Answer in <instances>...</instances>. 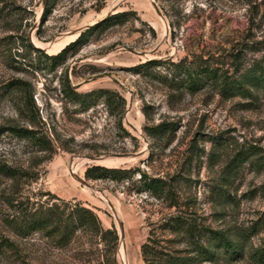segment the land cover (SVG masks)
<instances>
[{
    "label": "rangeland",
    "instance_id": "374dc122",
    "mask_svg": "<svg viewBox=\"0 0 264 264\" xmlns=\"http://www.w3.org/2000/svg\"><path fill=\"white\" fill-rule=\"evenodd\" d=\"M89 25L79 45L51 59ZM182 58L237 80L263 66L264 0H47L44 11L43 0H0V164L30 177L0 175V236L13 242L0 264H100L85 236L60 247L41 233L10 234L16 208L6 196L55 201L46 192L91 208L118 234L120 219L118 264L121 254L145 264L150 233L160 256L187 253L186 241L164 227L176 215L195 219L204 242L220 231L243 246L238 259L223 253L198 264H261L253 255L264 252V84L232 93L207 84L193 93L169 83L171 66L142 65ZM162 123L174 130L154 135ZM242 149L253 153L233 161ZM97 165L130 173L116 179ZM144 178L165 180L170 193L155 195Z\"/></svg>",
    "mask_w": 264,
    "mask_h": 264
},
{
    "label": "trees",
    "instance_id": "16d2710c",
    "mask_svg": "<svg viewBox=\"0 0 264 264\" xmlns=\"http://www.w3.org/2000/svg\"><path fill=\"white\" fill-rule=\"evenodd\" d=\"M111 17L105 18L104 22H108ZM93 28L90 27L81 32L74 41L51 56V59L56 61L63 57L68 50L79 45L86 33ZM28 42L33 47L29 39ZM33 48L41 51V48L36 46ZM157 62L171 66L169 83L181 91L188 90L194 93L201 87L211 84L218 85L222 92L232 93L240 90L246 91L247 88L244 84L253 86L264 84V65L258 69H247L244 76L237 80L217 67L201 62H188L186 58L176 62L149 60L142 65L153 66ZM118 97L122 103L126 102L120 94H118ZM7 129L21 137L28 139L35 137L34 132L26 128L10 127ZM153 130L154 135H164L169 131H173L174 126L162 123L155 126ZM2 131L3 129L0 128V133ZM251 154L242 149L236 154L233 161L242 162L244 159H248ZM92 169L102 171V173L109 174L116 179L123 178L130 173L127 172V169L98 165L93 166ZM0 175L15 183L29 177L28 172H19L3 164H0ZM143 177L141 176V178ZM142 180L155 195H161L165 192L170 193L169 188L166 190V181L161 178H144ZM46 194L52 196L55 201L51 203L50 200H42L41 198L31 200L29 197L24 201H19L17 196H6V201L12 203L16 208V214L9 220V225L12 227L10 234L26 238L32 234L41 233L54 240L60 247L68 246L79 237L85 236L90 243H94V253L100 264H118L119 234L114 226L105 227L99 216L91 208L85 207L81 203L63 200L50 192L44 193V195ZM164 227L181 236L186 241L189 250L185 254L176 251L173 254H166V257L160 256L157 250L153 248L156 242L152 239L150 233L147 241L141 246L145 264H198L203 261L215 262L223 253L231 259H238L244 254L242 245L234 242L229 236L220 231H214L210 238L204 242L203 233L205 230L203 227H199L196 220L190 216L176 215L171 217L164 223ZM11 245H13V242L10 240V236H0V254H3L4 249L11 247ZM253 258L257 263L264 264L263 251L254 253Z\"/></svg>",
    "mask_w": 264,
    "mask_h": 264
},
{
    "label": "water",
    "instance_id": "95a60500",
    "mask_svg": "<svg viewBox=\"0 0 264 264\" xmlns=\"http://www.w3.org/2000/svg\"><path fill=\"white\" fill-rule=\"evenodd\" d=\"M46 5H47V0H43V11L45 10ZM154 6H155L158 14H161L160 13V10H159V8H158V6H157L156 3H154ZM93 25L86 26L85 28H90V26H93ZM83 31H84V29L81 28L79 30H75V31L71 32L70 34H76V33H78V35H80V33L83 32ZM36 47L42 48L40 46H36ZM129 50L135 52V50H133V49H129ZM129 125H130V127L136 129V127L133 124L129 123ZM131 155L132 154H129V153H123V154H118L117 153V154H113L112 156L113 157H129ZM86 158L89 159L90 161H94V162H96V161H103V160L106 159V157L105 156H102V155H88V156H86ZM72 174H74V176L76 177V179L79 180L81 183H83L85 185H88V182L84 178H81V176H79V175H77L75 173H72ZM117 220H118V223H119V237H120L121 243L123 244V250H124V254H125V245H124V241H125V228H124L123 222L120 219H118V218H117ZM121 260H122V263L123 264H127L126 259H125V256H123L122 254H121Z\"/></svg>",
    "mask_w": 264,
    "mask_h": 264
},
{
    "label": "bare ground",
    "instance_id": "6f19581e",
    "mask_svg": "<svg viewBox=\"0 0 264 264\" xmlns=\"http://www.w3.org/2000/svg\"><path fill=\"white\" fill-rule=\"evenodd\" d=\"M89 160V159H88ZM77 172V169L76 167L73 166V170H72V173H76ZM124 256V255H123Z\"/></svg>",
    "mask_w": 264,
    "mask_h": 264
}]
</instances>
